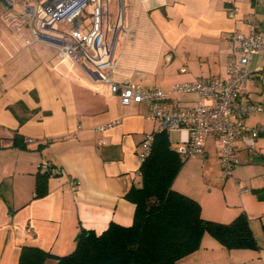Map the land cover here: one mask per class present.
I'll return each mask as SVG.
<instances>
[{"label": "crops", "instance_id": "1", "mask_svg": "<svg viewBox=\"0 0 264 264\" xmlns=\"http://www.w3.org/2000/svg\"><path fill=\"white\" fill-rule=\"evenodd\" d=\"M19 11L0 0V264H18L25 245L64 255L81 230L130 225L135 203L127 193L141 183L138 144L157 125L145 117V103L123 105L90 64L60 59L49 43L33 40L29 28L15 21ZM110 13L111 26L128 29L117 37L113 78L145 88L168 91L178 81L224 78L229 34L248 32L244 16L257 19L264 37V0H123L120 16L111 0ZM256 67L235 94L264 105L261 53L249 62L251 70ZM193 100V94L171 93L169 103L186 108ZM112 120L118 121L95 130ZM244 123L264 128V109ZM179 135L169 134L174 148ZM234 146L232 176L222 177L217 140L208 136L205 152L196 157L209 182L190 179L184 161L172 187L197 200L205 219L227 223L245 213L257 245L228 248L204 232L199 247L175 264H264V132L252 148L240 138ZM44 170L47 193L34 197L36 174Z\"/></svg>", "mask_w": 264, "mask_h": 264}, {"label": "built area", "instance_id": "2", "mask_svg": "<svg viewBox=\"0 0 264 264\" xmlns=\"http://www.w3.org/2000/svg\"><path fill=\"white\" fill-rule=\"evenodd\" d=\"M8 7L15 5L20 11L13 14L18 26L29 28L32 39L45 41L55 48L60 59L70 58L75 63L85 61L107 84L113 93L119 94L121 103H145L148 107L145 117L156 121L154 130L145 132L138 144L139 159L143 162L149 155L155 133L175 130L180 135L175 147L183 158H192L205 152V140L214 136L218 143V157L222 173L232 176L235 163L234 141L240 138L252 148L256 137L264 132L260 126L244 123L248 115L264 109L260 102L241 101L235 92L244 81L254 77L258 68L251 70L249 62L256 53L264 55L262 37L257 19L244 16L248 32L237 29L229 34L230 56L226 65V76L197 77L193 80L172 83L170 90L161 86L145 88L127 79L115 81L118 62L115 58L117 37L128 29L120 23L111 26V0H3ZM119 16L123 0H117ZM234 16L235 8H230ZM109 31L111 33L109 34ZM171 93L193 94V104L186 108H175L169 103ZM118 120H112L95 127L102 131ZM105 143L104 139L99 140ZM31 234H35L31 231Z\"/></svg>", "mask_w": 264, "mask_h": 264}, {"label": "trees", "instance_id": "3", "mask_svg": "<svg viewBox=\"0 0 264 264\" xmlns=\"http://www.w3.org/2000/svg\"><path fill=\"white\" fill-rule=\"evenodd\" d=\"M18 139L15 135L14 143ZM184 160L166 132L155 133L151 151L140 165L141 183L127 193L135 203L130 225L111 222L100 233L81 230L75 248L64 255L25 245L18 264H44L48 259H55L54 264H175L199 247L204 232L228 248L256 247L245 213L227 223L205 219L197 200L172 187ZM48 174L37 172L34 197L47 193Z\"/></svg>", "mask_w": 264, "mask_h": 264}, {"label": "rangeland", "instance_id": "4", "mask_svg": "<svg viewBox=\"0 0 264 264\" xmlns=\"http://www.w3.org/2000/svg\"><path fill=\"white\" fill-rule=\"evenodd\" d=\"M112 8H113V6H112ZM198 158L199 157H192V158H187V159L184 160L185 164L189 165L188 169H191V171H192L190 173V175H189L190 179L195 180V178H198L201 182H205V183L209 182L208 177H207V179L205 177L206 181H204L205 180L204 177H203L204 173L202 171L201 163L198 161ZM182 166H181V168H182ZM211 166H212V164H211ZM222 177H225L223 173H222ZM216 186H217V184H216Z\"/></svg>", "mask_w": 264, "mask_h": 264}]
</instances>
